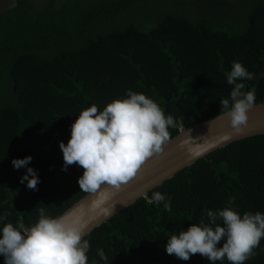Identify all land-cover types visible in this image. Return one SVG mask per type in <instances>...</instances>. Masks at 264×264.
<instances>
[{
	"label": "trees",
	"instance_id": "obj_1",
	"mask_svg": "<svg viewBox=\"0 0 264 264\" xmlns=\"http://www.w3.org/2000/svg\"><path fill=\"white\" fill-rule=\"evenodd\" d=\"M6 1L0 7L5 224L32 226L41 207L60 217L89 194L78 185L81 166L62 171L59 144L67 145L71 125L92 105L102 111L129 90L143 93L173 116L170 141L182 127L189 130L227 111L220 100L230 98L234 87L226 80L233 61L257 74L238 82L244 92L255 90L254 105L264 103V0ZM26 156L39 175L36 190L20 183L26 169L11 163ZM155 192L166 200L148 204L142 197L84 238L90 244L87 264H211L199 253L187 261L167 254V240L201 219L207 222L206 209L264 214V135L212 152L148 197ZM253 251L244 264H264V238Z\"/></svg>",
	"mask_w": 264,
	"mask_h": 264
},
{
	"label": "clouds",
	"instance_id": "obj_2",
	"mask_svg": "<svg viewBox=\"0 0 264 264\" xmlns=\"http://www.w3.org/2000/svg\"><path fill=\"white\" fill-rule=\"evenodd\" d=\"M264 77V73L259 74ZM257 78L237 61L226 74L228 85H233L230 98L220 100L223 114L229 118L236 132L247 124L248 111L255 103V90L244 92L245 84L238 81ZM221 112V111H220ZM220 114V113H219ZM169 127H175L173 116L164 111L151 98L131 90L127 98L114 100L102 111L96 105L83 110L71 125V136L65 145L60 142L64 166L78 164L85 171L78 179L80 191L95 194L102 186L119 190L136 176L144 162L162 152L169 141ZM32 157L13 159L15 169H26L20 183L36 190L40 183L38 173L28 165ZM144 199L148 204H159L166 200L160 192ZM109 196L100 194L92 208L97 215L107 218L115 211V204L108 205ZM170 203V201H169ZM167 206V205H166ZM38 221L32 226L23 222L14 226L4 223L7 213L0 214V256L4 264H87L90 244L84 239L88 224L81 217H51L46 207L39 208ZM207 222L201 219L187 231L173 234L165 245L166 253L187 261L199 253L211 264L223 261L244 264L256 253L260 240L264 238V214L246 212L242 216L232 208L212 211L206 209ZM219 221V222H218ZM223 241L222 246L217 245ZM102 260L107 257L102 249L97 250Z\"/></svg>",
	"mask_w": 264,
	"mask_h": 264
},
{
	"label": "water",
	"instance_id": "obj_3",
	"mask_svg": "<svg viewBox=\"0 0 264 264\" xmlns=\"http://www.w3.org/2000/svg\"><path fill=\"white\" fill-rule=\"evenodd\" d=\"M247 116V124L242 126L240 132L231 127L229 118L224 114L189 130L182 127L180 134L167 142L161 153L147 159L136 176L118 191L102 186L97 193L87 194L61 216L70 219L81 217L88 224L85 237L88 236L114 215L144 197L145 193L148 196L152 190L212 152L249 137L264 135V103L254 105ZM100 194L109 196V206L115 204L114 213L107 218L97 215L98 210L92 208Z\"/></svg>",
	"mask_w": 264,
	"mask_h": 264
},
{
	"label": "rangeland",
	"instance_id": "obj_4",
	"mask_svg": "<svg viewBox=\"0 0 264 264\" xmlns=\"http://www.w3.org/2000/svg\"><path fill=\"white\" fill-rule=\"evenodd\" d=\"M44 1H46V0H39V4H41L42 2H44ZM58 1H61V0H58ZM7 1L6 0H0V7H3L4 5L3 4H5ZM47 3V2H46ZM45 3V4H46ZM45 4H43V5H45Z\"/></svg>",
	"mask_w": 264,
	"mask_h": 264
}]
</instances>
